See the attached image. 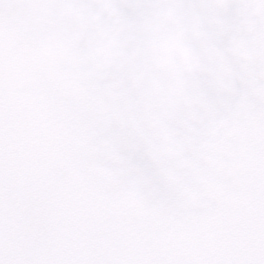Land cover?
Segmentation results:
<instances>
[{
  "label": "snow or ice",
  "instance_id": "1",
  "mask_svg": "<svg viewBox=\"0 0 264 264\" xmlns=\"http://www.w3.org/2000/svg\"><path fill=\"white\" fill-rule=\"evenodd\" d=\"M0 264H264V0H0Z\"/></svg>",
  "mask_w": 264,
  "mask_h": 264
}]
</instances>
